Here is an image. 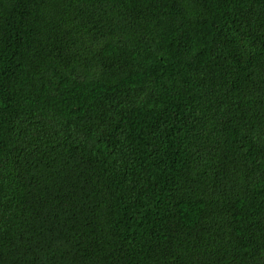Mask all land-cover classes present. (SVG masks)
Masks as SVG:
<instances>
[{"label":"trees","instance_id":"16d2710c","mask_svg":"<svg viewBox=\"0 0 264 264\" xmlns=\"http://www.w3.org/2000/svg\"><path fill=\"white\" fill-rule=\"evenodd\" d=\"M0 264H264V0H0Z\"/></svg>","mask_w":264,"mask_h":264},{"label":"bare ground","instance_id":"6f19581e","mask_svg":"<svg viewBox=\"0 0 264 264\" xmlns=\"http://www.w3.org/2000/svg\"><path fill=\"white\" fill-rule=\"evenodd\" d=\"M17 14V13H16Z\"/></svg>","mask_w":264,"mask_h":264}]
</instances>
